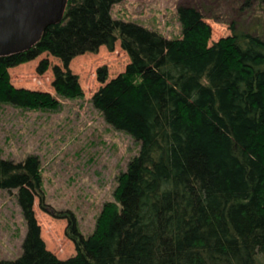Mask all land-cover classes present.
Wrapping results in <instances>:
<instances>
[{
  "label": "trees",
  "instance_id": "16d2710c",
  "mask_svg": "<svg viewBox=\"0 0 264 264\" xmlns=\"http://www.w3.org/2000/svg\"><path fill=\"white\" fill-rule=\"evenodd\" d=\"M120 1L67 0L62 20L34 46L0 56V104L54 111L58 97L15 86L9 69L48 52L61 62L52 67L55 93L81 97L71 60L119 40L129 62L110 79L97 68L102 84L91 103L140 145L88 235L72 210L45 202L37 156L0 157V188L16 190L26 223L20 255L0 264H264V0L181 2L176 37L113 17ZM209 11L230 28L212 43ZM48 66L44 58L37 71ZM35 197L66 219L74 255L46 248Z\"/></svg>",
  "mask_w": 264,
  "mask_h": 264
},
{
  "label": "rangeland",
  "instance_id": "374dc122",
  "mask_svg": "<svg viewBox=\"0 0 264 264\" xmlns=\"http://www.w3.org/2000/svg\"><path fill=\"white\" fill-rule=\"evenodd\" d=\"M184 1L121 0L113 5L112 15L165 37H176L180 34L176 9ZM226 6L223 2L218 6L222 13L213 12L223 17L224 11H228ZM213 15L209 11L205 17L211 25L208 43L230 33L227 21ZM44 58L49 66L39 73L37 67ZM128 62L129 56L119 40L113 50L102 45L96 53L75 56L69 67L77 74L83 95L65 99L52 87V67L61 62L43 52L11 67L10 78L17 87L51 92L59 98L60 108L30 110L0 104V157L19 161L27 155L37 156L45 202L56 210H72L85 235L92 232L102 204L112 199L117 175L126 169L140 147L132 136L109 125L91 103V96L102 84L97 79V68L105 65L110 79L122 72ZM15 192L0 188V259L16 258L22 250L26 223ZM33 209L46 248L61 259L74 255L75 246L65 235L66 219L53 217L41 209L37 197Z\"/></svg>",
  "mask_w": 264,
  "mask_h": 264
},
{
  "label": "water",
  "instance_id": "95a60500",
  "mask_svg": "<svg viewBox=\"0 0 264 264\" xmlns=\"http://www.w3.org/2000/svg\"><path fill=\"white\" fill-rule=\"evenodd\" d=\"M67 0H0V56L34 46L45 29L59 23Z\"/></svg>",
  "mask_w": 264,
  "mask_h": 264
}]
</instances>
